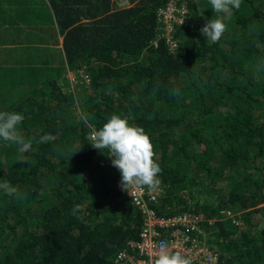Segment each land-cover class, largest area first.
I'll list each match as a JSON object with an SVG mask.
<instances>
[{
    "label": "trees",
    "instance_id": "obj_1",
    "mask_svg": "<svg viewBox=\"0 0 264 264\" xmlns=\"http://www.w3.org/2000/svg\"><path fill=\"white\" fill-rule=\"evenodd\" d=\"M40 1L52 9L29 18L62 36L59 59L67 71L83 70L88 90L69 118L72 99L51 50L35 67L8 62L10 72H0V112L22 113L18 131L33 141L27 153L0 142V183L17 189L0 190V264H118L138 239L144 213L109 157L86 141L113 114L151 140L161 168L149 204L157 217L214 221L205 227L218 233L217 264H264V0L225 17L215 44L199 24L175 25V51L160 35L169 0H129L125 9L111 0ZM47 134L55 139L40 142ZM221 212L243 213L233 222L220 221Z\"/></svg>",
    "mask_w": 264,
    "mask_h": 264
},
{
    "label": "clouds",
    "instance_id": "obj_2",
    "mask_svg": "<svg viewBox=\"0 0 264 264\" xmlns=\"http://www.w3.org/2000/svg\"><path fill=\"white\" fill-rule=\"evenodd\" d=\"M242 0H208L215 13L207 19L199 30L211 43H217L226 31L225 17L239 10ZM24 115L20 112H0V142L18 146L20 153H27L33 141L22 136L18 127ZM51 134L42 136L40 142L52 141ZM92 148L105 154L112 165L120 172V185L127 190L129 186L154 188L158 184L159 164L153 159V145L142 127L130 124L127 119L113 114L99 127L93 128L86 137ZM0 190L8 196H14L17 189L7 183H0ZM79 206L73 208V215ZM151 264H192V261L179 252H169L163 248L156 254Z\"/></svg>",
    "mask_w": 264,
    "mask_h": 264
},
{
    "label": "rangeland",
    "instance_id": "obj_3",
    "mask_svg": "<svg viewBox=\"0 0 264 264\" xmlns=\"http://www.w3.org/2000/svg\"><path fill=\"white\" fill-rule=\"evenodd\" d=\"M111 1L114 3L115 7L119 9L131 7L129 0ZM189 2L190 3H188L187 0H169L167 6L159 12L161 24L160 35L167 41L173 51L176 50L175 41L173 40L175 25L189 24L192 27H195L196 24H199L202 27L204 25H202V20L204 18L215 17V13H213L210 8L208 0H189ZM190 5L196 10V13L198 14L197 16H192ZM251 7L252 4L250 2L242 0L239 11L248 13L250 12ZM52 53L54 57H56L55 64L56 66L58 65V84L65 92L69 93L72 99L71 105L68 108L71 112H68V116L69 118L74 117V115L77 116L76 114L79 113V110L83 106V103L79 102L80 98L83 97L88 90L87 85H85L86 80H83L85 79V75H83V70L77 72L67 71L66 66L61 63V59H59L58 54L53 52V50ZM69 121H71V119ZM64 148L67 147L61 146L59 151L62 152ZM242 213L243 212L232 214L229 212H221L220 221H230L231 219L233 222H237L239 220L236 219L241 218ZM195 221V223L188 221L182 223L186 224L190 230L186 231L183 229H177L173 231L170 236L173 238L180 237L182 241L179 240V244L183 245L184 249H188L190 255H193L196 261L205 262L208 259L213 261L215 259V252H217V249L215 248L216 246L213 244V240L217 241L219 237L217 236L218 233L214 228L211 229L205 227L207 226L205 222H209L211 224H215V222L205 220L204 218L201 220V217H199L198 214Z\"/></svg>",
    "mask_w": 264,
    "mask_h": 264
},
{
    "label": "crops",
    "instance_id": "obj_4",
    "mask_svg": "<svg viewBox=\"0 0 264 264\" xmlns=\"http://www.w3.org/2000/svg\"><path fill=\"white\" fill-rule=\"evenodd\" d=\"M44 5L51 6L49 1L43 3L40 0H0V72L3 71V67L8 62L10 67L7 69L12 70L35 67L38 64L35 61L36 59H44L41 50L45 54H50L53 50L58 56L63 57L62 52L58 51L62 47V36L54 35L55 37H51L52 30L40 31L52 27L43 25V22H47L44 19L37 18L40 23L36 24L37 21L28 16L35 13V11L47 13L45 9L41 8ZM50 8L52 9V7ZM30 27L31 30L37 28V31H30ZM21 29L25 30L22 34H20ZM17 34L22 35L25 39H20V35L17 37ZM21 40L25 41L26 44L21 43L18 45ZM34 48H38L40 52L36 54ZM13 62H16L17 66H14ZM18 63L20 64L18 65ZM4 71H7L6 73L10 72L6 69Z\"/></svg>",
    "mask_w": 264,
    "mask_h": 264
},
{
    "label": "built area",
    "instance_id": "obj_5",
    "mask_svg": "<svg viewBox=\"0 0 264 264\" xmlns=\"http://www.w3.org/2000/svg\"><path fill=\"white\" fill-rule=\"evenodd\" d=\"M111 166L116 169L112 164ZM159 193V188L147 189L145 187L129 186L127 194L133 203L142 210L145 220L139 231L138 239L129 241L124 249L116 255L115 261L118 264H151L156 254L163 248L169 252H179L194 263L217 264V252H215L213 261L208 259L205 262H198L193 255H190L188 249H184V246L179 244L180 237L173 238L170 236L177 229L190 230L186 224L182 223L186 221L195 223L197 215L187 213L170 219L157 217L149 204L157 199ZM215 248L218 251V248Z\"/></svg>",
    "mask_w": 264,
    "mask_h": 264
}]
</instances>
